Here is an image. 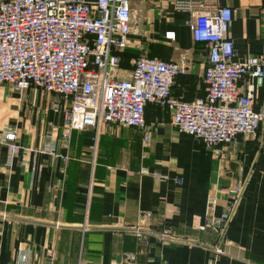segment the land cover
I'll return each mask as SVG.
<instances>
[{
    "label": "crops",
    "instance_id": "0c3cea01",
    "mask_svg": "<svg viewBox=\"0 0 264 264\" xmlns=\"http://www.w3.org/2000/svg\"><path fill=\"white\" fill-rule=\"evenodd\" d=\"M217 1L232 9L236 58L264 54V0ZM139 2L147 55L186 58L171 94L184 101L203 96L206 49L192 39L190 13L165 0ZM131 43L128 51L137 46ZM68 110L59 94L0 84V137L15 130L21 147L11 154L0 142V264H16L20 254L28 264H47L49 251L52 264H264V134L240 136L220 153L178 132L167 108L148 103L145 119L154 125L145 130L146 143L142 130L115 124L100 126L96 140L90 126L66 139ZM237 186L217 254L214 232L205 227L207 200L216 197L219 216L229 210ZM146 212L150 232L139 238L134 227Z\"/></svg>",
    "mask_w": 264,
    "mask_h": 264
},
{
    "label": "built area",
    "instance_id": "2783aa9c",
    "mask_svg": "<svg viewBox=\"0 0 264 264\" xmlns=\"http://www.w3.org/2000/svg\"><path fill=\"white\" fill-rule=\"evenodd\" d=\"M165 1L190 13L192 39L206 49L203 96L184 101L171 94L176 76L185 71V56L174 61L141 55L131 62L129 76H122L121 53L133 46L129 35L138 33L134 0H0V84L19 91L35 86L66 99V139L70 131L90 126L96 128V140L100 126L115 124L142 130L146 143L145 130L154 125L145 119L148 103L167 108L178 132L220 153L240 136L264 134V102L258 103L264 54L236 58L229 36L232 9L217 0ZM16 139L15 130H6L0 142L14 154L21 148ZM48 151L56 156L53 148ZM240 191V186L233 190L229 210L219 216L214 214L216 197H208L205 227L214 232L217 254L223 252L221 242ZM150 219L149 212L140 216L137 237L150 232L145 226ZM126 258L132 262L134 254ZM54 259L49 251L47 264ZM16 264H28L27 256L20 254Z\"/></svg>",
    "mask_w": 264,
    "mask_h": 264
},
{
    "label": "rangeland",
    "instance_id": "374dc122",
    "mask_svg": "<svg viewBox=\"0 0 264 264\" xmlns=\"http://www.w3.org/2000/svg\"><path fill=\"white\" fill-rule=\"evenodd\" d=\"M134 6V12L137 15L138 24H137V35H129V39L133 42L137 43V46L129 48V51L126 49L120 56V68L129 67L131 65V62L141 56L147 54L146 48L144 49V46L141 44L140 36L144 34L145 32V21H144V15H143V8L140 4L139 0H134L133 2Z\"/></svg>",
    "mask_w": 264,
    "mask_h": 264
},
{
    "label": "trees",
    "instance_id": "16d2710c",
    "mask_svg": "<svg viewBox=\"0 0 264 264\" xmlns=\"http://www.w3.org/2000/svg\"><path fill=\"white\" fill-rule=\"evenodd\" d=\"M122 54V53H121Z\"/></svg>",
    "mask_w": 264,
    "mask_h": 264
}]
</instances>
